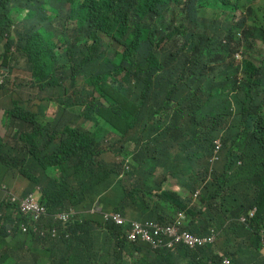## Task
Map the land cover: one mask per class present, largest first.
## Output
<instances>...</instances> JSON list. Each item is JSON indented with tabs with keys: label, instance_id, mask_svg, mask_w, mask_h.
<instances>
[{
	"label": "trees",
	"instance_id": "1",
	"mask_svg": "<svg viewBox=\"0 0 264 264\" xmlns=\"http://www.w3.org/2000/svg\"><path fill=\"white\" fill-rule=\"evenodd\" d=\"M1 39L45 104L25 109L0 55V183L20 163L19 174L33 186L45 182L48 210L39 205L22 233L12 227V208L0 204V256L7 239L45 246L49 241L34 233L47 226L60 234L50 240L54 264H65L63 255L67 264L94 261L95 237L113 264V248L141 254L133 264H222L213 246L172 253L128 243L120 227L89 214L98 202L103 211L163 224L184 211L192 233H223L234 263L260 264L264 0H0ZM48 104L57 107L54 117ZM217 139L221 159L212 164ZM18 141L24 145L16 148ZM117 146L131 157L125 179L123 162L104 159ZM32 158L42 160L33 165ZM157 168L182 191L163 190ZM70 208L79 211L70 224L54 220Z\"/></svg>",
	"mask_w": 264,
	"mask_h": 264
},
{
	"label": "clouds",
	"instance_id": "2",
	"mask_svg": "<svg viewBox=\"0 0 264 264\" xmlns=\"http://www.w3.org/2000/svg\"><path fill=\"white\" fill-rule=\"evenodd\" d=\"M235 60L237 65L239 66L242 65L243 62L242 52L236 54ZM41 104H45V103L41 102ZM39 105H36V110ZM50 106L51 107L54 106L53 108L55 109V114H56L57 107L53 104L47 105L46 112L48 107ZM54 115L52 117H54ZM89 126L90 124H88V127ZM132 150L133 147L131 148V151ZM107 153H113L115 155V159L113 161H108V162L115 161L118 163L120 162L124 163L123 169L120 174V179H125L128 172L131 170V157L125 159L124 150L120 151L118 146L114 148L113 152H107ZM221 153H222V143L220 139H217L215 141L214 155L210 160L212 164H215L221 159ZM118 154H120V159L117 160ZM105 155H104V159H105ZM20 168H21V164L17 163L14 171L15 176H7L5 180L2 183H0V194H2V197L0 198V204L9 205L12 208L13 219H14V223L12 227H17L22 233H24L29 227V224L31 223V216L33 211L37 210L39 205L43 206L47 210L48 208L45 205V203H43L41 200L40 190H36L37 186L39 185L33 186V184L29 181L28 177L25 174L20 175L19 174ZM25 173L27 174L28 172ZM17 176L21 178H25L29 181V184H31L30 190L23 191L21 194H16L11 192L5 185H3V183L6 180H8L9 177L13 179L16 178ZM197 194L198 192L193 196L194 202L196 200ZM256 211L257 208L252 209L249 213V218L254 217ZM89 214L92 215L100 214L105 222L114 224L121 228V231L119 233L120 239L126 240L128 243L134 244L135 246L149 249L152 252L166 250L172 253H177L178 250L182 247L190 250H197L207 246H213L218 249V254L223 259L222 264H230V263L237 264L233 262L234 257L231 255L234 252L233 248L231 251L220 253V248L218 247L219 245L217 240L218 241L220 240V238L223 236V233L217 228L209 229V232L206 235H197L192 233L187 228V215L184 211L178 212L175 215L174 221L169 224L159 223L154 220H148V221L133 220L129 216H124L122 213L117 211H112V210L103 211L101 205L98 202L95 203L94 207L89 211ZM78 215H79V211H77L74 208H70L67 211H61L58 214L56 213L54 220L61 224H70L72 220ZM18 216L27 219L28 223L19 222L17 220ZM0 217H2V213H0ZM48 219H49V212L47 213V220ZM241 222H246V217L241 218ZM9 231L13 233L12 230ZM34 234L36 236L41 237L42 239H47L48 241L50 240L56 241L60 237L59 229L57 227H53L50 229L49 227L44 226L42 229L37 230ZM66 238H68V236H66ZM261 244L263 248L261 249L260 253L263 256L262 251H264V231H262ZM225 257H231V261L230 259Z\"/></svg>",
	"mask_w": 264,
	"mask_h": 264
},
{
	"label": "crops",
	"instance_id": "3",
	"mask_svg": "<svg viewBox=\"0 0 264 264\" xmlns=\"http://www.w3.org/2000/svg\"><path fill=\"white\" fill-rule=\"evenodd\" d=\"M39 104H41L40 101H35V102L27 101L24 103V106L26 110L30 112H35L36 105H39ZM46 114L48 117H52L55 114V109L51 106L48 107ZM4 120H5V116H4ZM23 132L29 133L30 130L24 129ZM4 135H1V136H4ZM18 135H20L19 132H18ZM23 145L24 143L18 141L16 143V148H19ZM172 152L175 153L176 149L174 148ZM43 154L44 152L42 153L41 158ZM41 158L40 159L32 158V164L34 165L36 162H38V160L39 161L42 160ZM118 159H120V154L117 155V160ZM154 176L159 179L160 186L162 187L163 190H170V191H174L177 193L181 192V187L179 186L177 180L172 178L170 175L165 174L163 168H157ZM15 179H20L24 187L23 191H27L29 181L25 178H21L18 176ZM8 180L11 181L12 178L9 177ZM44 188H45V182H43L36 188V190H40V197H41L42 202L44 200L43 195H42V191ZM1 197H2V194H0V198ZM56 213L58 214L60 213V211H57ZM21 237H23V235H21ZM218 245L221 246L220 253H224L226 251L232 250V247L228 244V241H225V238L223 236L218 241ZM53 247L55 246L50 241L45 246H39L37 244L27 243L25 242V240L17 241V240L7 239V246L3 250L0 256V264H35V263L54 264L56 258L54 255ZM33 248L37 249V251L32 252L31 250ZM92 248H93L92 251L95 257H94V261L89 260L88 264H113L114 263V259L112 255L109 254L107 252V249L103 247L102 240L99 239L98 237L94 238ZM46 250H48V253H46ZM112 252H116L118 254L119 264H133L136 259L141 257V254L137 252H133L131 255H129L125 250L115 251L114 248L112 249ZM262 252H263V256L261 258L257 257L256 259V261H258V263L260 264H264V251ZM62 259L64 260L65 264H67V256L63 255ZM241 264H249V261L244 260L242 261Z\"/></svg>",
	"mask_w": 264,
	"mask_h": 264
},
{
	"label": "rangeland",
	"instance_id": "4",
	"mask_svg": "<svg viewBox=\"0 0 264 264\" xmlns=\"http://www.w3.org/2000/svg\"><path fill=\"white\" fill-rule=\"evenodd\" d=\"M258 50H263V46L261 44L258 45ZM0 55H6L8 58L7 64L12 70V74L9 77V81L11 82V84H15L20 88L17 93V98L21 99V101L24 102L40 101V98L37 95V90L32 88L31 76L24 69V62L17 58L13 52L7 53L6 42L2 39L0 40ZM0 134H5L4 113L2 111L0 112ZM105 159L107 161H113L115 159V155L113 153H107L105 155ZM3 185H5L11 192L16 194H21L24 190L20 179L13 178L11 181L6 180ZM30 187L31 184L28 185L27 190H30ZM218 247L221 248L220 245ZM225 258H228L231 261V257Z\"/></svg>",
	"mask_w": 264,
	"mask_h": 264
}]
</instances>
